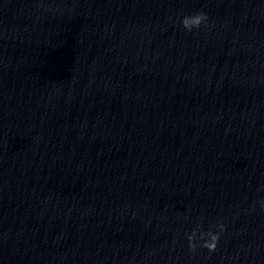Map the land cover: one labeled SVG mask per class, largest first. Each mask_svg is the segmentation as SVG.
I'll list each match as a JSON object with an SVG mask.
<instances>
[{"label": "clouds", "instance_id": "9594fccd", "mask_svg": "<svg viewBox=\"0 0 264 264\" xmlns=\"http://www.w3.org/2000/svg\"><path fill=\"white\" fill-rule=\"evenodd\" d=\"M180 24L188 32L198 30L201 26H208L210 23L209 14L203 9L195 11L192 14L184 15L180 18ZM259 205L260 211L264 212V198L254 202L250 211L255 212ZM216 229V230H213ZM227 230V226L222 220H218L208 230H204L203 219L197 224L196 228L191 232L185 233L188 241V249L190 252L195 253L197 248L207 249L209 254L216 252L219 241L223 233ZM199 241V243H197Z\"/></svg>", "mask_w": 264, "mask_h": 264}]
</instances>
